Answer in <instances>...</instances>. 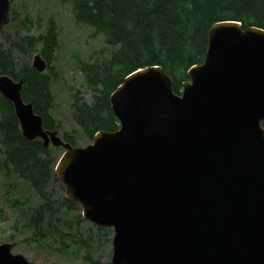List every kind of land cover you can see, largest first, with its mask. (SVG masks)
Here are the masks:
<instances>
[{
	"label": "water",
	"instance_id": "95a60500",
	"mask_svg": "<svg viewBox=\"0 0 264 264\" xmlns=\"http://www.w3.org/2000/svg\"><path fill=\"white\" fill-rule=\"evenodd\" d=\"M0 0V29L10 21ZM31 68L44 72L39 52ZM180 93L158 65L110 94L118 121L73 145L0 73L21 136L61 148L53 167L82 217L112 230L110 264H264V29L213 23ZM0 242V264H35Z\"/></svg>",
	"mask_w": 264,
	"mask_h": 264
},
{
	"label": "trees",
	"instance_id": "16d2710c",
	"mask_svg": "<svg viewBox=\"0 0 264 264\" xmlns=\"http://www.w3.org/2000/svg\"><path fill=\"white\" fill-rule=\"evenodd\" d=\"M59 1L71 5L76 24L101 35L105 42L102 56L78 61V68L92 94L90 102L76 97L72 116L84 136L91 140L97 131L118 128V121L110 109L109 96L131 72L145 66H161L172 78L173 91L180 93L182 83L188 80L187 69L204 59L207 34L213 23L235 20L242 26L264 29V0ZM57 46L58 26L52 17L47 20L42 33L13 39L7 49L0 44V73L23 80V99L32 104L36 114L41 115L45 129L59 128L50 113L53 96L51 79L46 73L52 69L50 63ZM35 48L47 62L44 72H37L30 64L18 67L14 61L13 50L30 54ZM262 125L264 127V122ZM60 135L76 145L73 134L64 132ZM0 137V166L26 181L41 200L31 218L36 232L47 220V213H65L77 207V203L64 197L59 201L53 199L48 184L59 182L53 173L55 156L50 147H42L40 140L29 142L21 136L12 105L1 95ZM59 186L63 188L61 183ZM47 224V228L52 227L51 223ZM95 229L109 243L111 230L106 227ZM90 262L101 264L92 259Z\"/></svg>",
	"mask_w": 264,
	"mask_h": 264
},
{
	"label": "rangeland",
	"instance_id": "374dc122",
	"mask_svg": "<svg viewBox=\"0 0 264 264\" xmlns=\"http://www.w3.org/2000/svg\"><path fill=\"white\" fill-rule=\"evenodd\" d=\"M10 1V21L0 29V44L5 49L13 39L42 33L50 17L57 23L58 46L50 63L52 69L46 70L51 79L53 96L50 113L59 124L60 134H73L76 145L90 143L91 139L84 136L72 116L76 97L90 102L92 94L78 68V61L102 56L105 51L103 37L93 34L88 27L76 24L68 2ZM37 50L35 48L30 54L13 50L17 66L31 65ZM50 151L57 159L62 149L50 147ZM59 183L52 181L48 184L56 201L64 197L65 188L62 184L61 188ZM40 203L41 200L26 181L0 166V242L12 243V253L22 254L35 264H92L90 259L101 264L110 263L111 229L107 243L104 236L96 231L98 226L82 217V209L77 204L72 211L47 213V220L36 232L31 218ZM47 223H51L52 227L47 228ZM42 233L44 236H41ZM85 255L88 258H84Z\"/></svg>",
	"mask_w": 264,
	"mask_h": 264
}]
</instances>
